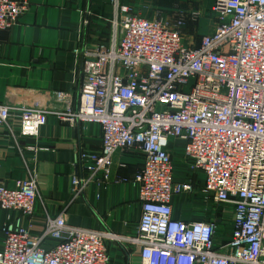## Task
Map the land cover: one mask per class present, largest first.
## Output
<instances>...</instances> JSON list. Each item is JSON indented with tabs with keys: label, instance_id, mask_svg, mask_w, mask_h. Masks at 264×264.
I'll list each match as a JSON object with an SVG mask.
<instances>
[{
	"label": "built area",
	"instance_id": "obj_1",
	"mask_svg": "<svg viewBox=\"0 0 264 264\" xmlns=\"http://www.w3.org/2000/svg\"><path fill=\"white\" fill-rule=\"evenodd\" d=\"M111 3L110 44L76 50V97L51 92L47 101L58 107L0 101V127L16 140L36 137L49 115L62 124H98L100 152L77 151L83 174L72 177V199L91 182L110 181L116 152L138 151L135 234L71 226L65 213L48 217L34 234L37 181L29 173L12 187L0 184V209L18 213L2 229L0 264H108L106 241L138 247L140 264H264V0H214L215 30L198 43L184 36V16L163 24ZM27 5L0 0V31ZM189 17L196 21L199 13ZM172 137L184 141L185 159L203 173L204 199L232 218L228 241H216L215 219L173 218V196L192 193L193 185L173 181ZM47 240L57 243L46 246Z\"/></svg>",
	"mask_w": 264,
	"mask_h": 264
},
{
	"label": "crops",
	"instance_id": "obj_2",
	"mask_svg": "<svg viewBox=\"0 0 264 264\" xmlns=\"http://www.w3.org/2000/svg\"><path fill=\"white\" fill-rule=\"evenodd\" d=\"M26 1L27 10L8 29L0 31V101L17 105L35 99L43 105L58 107L47 99L51 92L75 94L81 84L80 57L76 50L83 45L105 44L112 39L107 20L113 18L111 0H15ZM214 0H119L131 7L133 15L172 24L178 17L187 18L183 34L198 43L203 35L214 32ZM198 12L196 21L189 20ZM85 21L87 22L86 24ZM184 141L168 139L173 181L191 182L193 192L179 194L171 200L172 215L184 222L205 221L213 216L201 189L203 173L192 169L182 151ZM101 128L96 123L62 124L49 115L36 137H10L0 127V184L36 176L37 197L32 224L34 234L46 219L66 214L71 226L109 231L133 236L138 225L141 205L135 177L143 157L135 150L114 154L111 178L106 184L91 182L83 193L72 199V177L83 174L76 165L80 150L99 153ZM32 148L33 150H30ZM18 213L0 209V250L2 229ZM231 221L232 218H231ZM55 240L45 241L53 246ZM108 264H140V250L128 243L105 242Z\"/></svg>",
	"mask_w": 264,
	"mask_h": 264
},
{
	"label": "trees",
	"instance_id": "obj_3",
	"mask_svg": "<svg viewBox=\"0 0 264 264\" xmlns=\"http://www.w3.org/2000/svg\"><path fill=\"white\" fill-rule=\"evenodd\" d=\"M205 201L210 204L211 211H212V214H213V216H211V218H208V219H215L217 221V223H218V230L216 232L217 237H218V232H221V236H219V238L216 237V241L217 242H226V241H228V239L230 237V234L232 232V221H230L231 226H225V227H223V229H221L222 226L220 225V220L222 218H224V217L231 218L230 215L223 213V209L221 210V209H218V208H212V204H214V203L212 202L211 199H208V200H205Z\"/></svg>",
	"mask_w": 264,
	"mask_h": 264
},
{
	"label": "rangeland",
	"instance_id": "obj_4",
	"mask_svg": "<svg viewBox=\"0 0 264 264\" xmlns=\"http://www.w3.org/2000/svg\"><path fill=\"white\" fill-rule=\"evenodd\" d=\"M213 4V3H212ZM212 204V203H211ZM212 208H218V209H223V206L222 205H217V204H212ZM230 221H231V218L229 217H224L220 220V225L222 226L221 229H223V227L225 226H231L230 224ZM219 236H221V232H218V237L216 235L217 238H219Z\"/></svg>",
	"mask_w": 264,
	"mask_h": 264
}]
</instances>
